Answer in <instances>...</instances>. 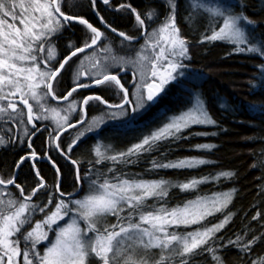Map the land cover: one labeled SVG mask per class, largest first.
<instances>
[{
    "label": "snow or ice",
    "instance_id": "snow-or-ice-1",
    "mask_svg": "<svg viewBox=\"0 0 264 264\" xmlns=\"http://www.w3.org/2000/svg\"><path fill=\"white\" fill-rule=\"evenodd\" d=\"M63 2L0 0V147L26 153L19 156L11 175H0V264H195V258L205 254L213 264H226L219 253L233 247L246 264H264V254L255 253L264 245V231L257 234L245 227L235 239L220 235L235 215L226 211L235 188L170 205V188L195 193L209 181L232 180L234 171L176 183L125 171L162 147L218 135H185L193 126H219L202 93L188 84L181 89L189 94L185 110L169 115L157 109L148 121L143 117L160 104L170 84L195 83L201 76L190 70V41L182 34L178 16L193 30L199 20L207 22L200 44L225 41L237 54L264 59V33L247 16V5L242 0H154L142 13L130 0L116 7L112 0H88L97 26L85 15L66 14ZM98 2L121 18L133 17L138 35L119 31L113 26L116 19L109 23ZM77 27L82 34L75 31ZM254 67L257 79L264 82V63ZM98 90L119 103L98 94L81 95ZM217 105L230 110L226 100L218 99ZM94 106L103 110L89 118L87 109ZM248 108L264 115V105L249 102ZM156 121L158 126L141 132L138 142L124 150L95 139L126 135ZM69 129L75 134H68ZM33 138L40 140L36 147ZM86 139L95 143L82 151ZM216 147L192 146L199 151ZM38 163L46 166L43 174ZM211 163L200 156L171 160L168 152H160L145 172L158 175L164 169ZM259 163L264 166V159ZM25 164L34 185L27 193L17 182ZM216 213L223 219L210 223L208 218ZM260 217L257 211L252 220Z\"/></svg>",
    "mask_w": 264,
    "mask_h": 264
},
{
    "label": "trees",
    "instance_id": "trees-1",
    "mask_svg": "<svg viewBox=\"0 0 264 264\" xmlns=\"http://www.w3.org/2000/svg\"><path fill=\"white\" fill-rule=\"evenodd\" d=\"M124 2H128V0H112V6L116 7L119 3ZM130 2L142 13L148 7L146 0H130ZM242 3L247 5L244 9L247 16L260 25L257 31L264 33V0H242ZM98 7L101 15H104L109 23L116 19L117 23L113 24L114 27H117L119 31H125L129 35H133L130 30L134 22L133 17L129 15L121 18L111 11H105V6L100 5L99 2ZM61 10L69 15H85L91 22L97 24L88 7V0H64ZM236 10L239 11V7ZM178 24L182 34L190 41L189 50L192 56L190 70L199 71L201 76L195 80V83L184 80L182 84L175 82L170 84L167 94L163 96L160 104L147 113L143 120L148 121L157 109L166 110L169 115L179 114L181 110H185L188 106L189 94L181 89L184 84H188L190 88L202 93L209 112L217 120L219 126H193L185 132V135H188L189 132H216L218 135L195 137L187 141H181L178 144H173L171 148L162 147L160 152H168V159L171 160L178 157L200 156L214 163L187 170L164 169L158 175H150L145 172V169L151 167L150 159L159 158L160 156V152H154L151 158L144 157L138 164L130 165L125 171L142 173L144 179L163 177L172 183L193 177L200 178L215 175L222 170L234 171L236 176L232 180L226 181L222 178L219 183L209 181L201 184L195 193H185L174 187L170 188V205L188 199H195L196 195L210 196L215 192H226L235 188L237 190L236 194L226 210L235 215L220 235L235 239V235L242 234L245 227L254 229L259 234V232L264 231V228L261 227V225H264V166L259 163L261 159H264V115L250 111L248 104L251 102L254 105H264V86H261L264 82L257 79L259 73L258 69L254 67V65L264 63V59L260 58L258 54H237L233 51V46L225 41L200 44L201 35L205 32V22L198 21L195 25L196 30H193L178 16ZM97 26L99 25L97 24ZM75 31L82 34L79 27ZM76 39H79V36ZM60 51L63 52V49L60 48ZM250 81L258 85V89H254L249 83ZM218 99L229 102L230 110L220 109L217 105ZM158 125L159 121H156L154 124H150L148 128L130 131L126 135L110 139L101 136L95 139H103L105 143H111L116 149L124 150L130 147L132 143L138 142L141 132L146 133L150 128ZM222 128H226L227 131H222ZM91 136L92 134L89 135V137ZM95 139H86L84 145H82V151L93 145ZM35 142L36 144L34 143L33 147H36L40 140L35 138ZM201 143H213L217 147L211 151H199L192 148L193 145ZM37 151L39 152V148H37ZM25 154L19 148H1L0 175H4L5 178L11 175L19 156ZM73 158L75 159L77 156ZM36 167L42 168V174L43 170L46 169L45 165L39 163ZM49 176H51L50 170L48 176L45 177L46 180ZM32 180L29 168L25 164L19 170L17 182L22 184L27 193L34 186ZM11 190L16 191L15 189ZM67 190L70 191L71 189L68 188ZM149 202L152 203V201ZM257 211L261 213V217L252 220ZM36 219H40V217L37 216ZM221 219H223L221 213H216L214 217L208 218L210 223H217ZM194 227L192 226V228ZM192 228H189V230H192ZM255 253L264 254V245L257 247ZM219 255L225 259L226 264H233V262L235 264H246L242 254L234 247L219 253ZM195 264H213V262L205 254L204 256H197Z\"/></svg>",
    "mask_w": 264,
    "mask_h": 264
},
{
    "label": "flooded vegetation",
    "instance_id": "flooded-vegetation-1",
    "mask_svg": "<svg viewBox=\"0 0 264 264\" xmlns=\"http://www.w3.org/2000/svg\"><path fill=\"white\" fill-rule=\"evenodd\" d=\"M153 3H154V0H147V6H151ZM93 17L96 20V17L94 15H93ZM96 22H97V20H96ZM134 23L135 22H133L132 26L130 27V30H131V33H133V35H138L137 31L134 28ZM149 30H151V27L149 28ZM109 38L111 40H113V41H116L117 40V37L115 35H112V34H109ZM140 43H143V40H141ZM58 47H59V45H58ZM67 79H68V77L66 76L65 77V81L66 82H67ZM127 79L131 80V76H129ZM122 82H123V79H122ZM125 86L127 87L128 85L126 84ZM130 92H131V89H130ZM60 94H61L60 90H57V95L59 96ZM88 94H98V95H102V96H104L105 99H109V102L110 103H119V100H117V99H110L109 98V94L107 92H105V91H99L98 90L95 93H90V92L85 91L81 95H88ZM52 103H53V105H56V102L55 101H53ZM90 104H94V102H90ZM56 106H62V105H56ZM101 110H103L102 106L89 107L87 109L89 118H91L92 116H94L95 114H97L98 112H100ZM68 134H73L74 135V130L69 129V133ZM90 134L91 133H89L88 135H90ZM33 139H34V143L36 144L35 138H33ZM1 148H4V147H0V149ZM9 187L11 188V186H9ZM33 199L35 200V197ZM40 199L43 200L44 197L43 196H40Z\"/></svg>",
    "mask_w": 264,
    "mask_h": 264
},
{
    "label": "rangeland",
    "instance_id": "rangeland-1",
    "mask_svg": "<svg viewBox=\"0 0 264 264\" xmlns=\"http://www.w3.org/2000/svg\"><path fill=\"white\" fill-rule=\"evenodd\" d=\"M199 21L205 22V26H206V23H207V22H206L205 20H199ZM205 26H204V27H205ZM205 28H206V27H205ZM101 111H102V110H101ZM101 111H100V112H101ZM100 112H98V113L95 114L94 116H98V115L100 114ZM92 117H93V116H92ZM74 134H75V133H74ZM49 236H50V238H52V234H51V233L49 234Z\"/></svg>",
    "mask_w": 264,
    "mask_h": 264
}]
</instances>
